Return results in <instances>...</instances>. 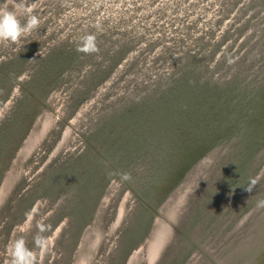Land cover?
I'll list each match as a JSON object with an SVG mask.
<instances>
[{
    "label": "rangeland",
    "instance_id": "rangeland-1",
    "mask_svg": "<svg viewBox=\"0 0 264 264\" xmlns=\"http://www.w3.org/2000/svg\"><path fill=\"white\" fill-rule=\"evenodd\" d=\"M29 3L0 40V264L18 238L36 264L162 239L154 264H264V0Z\"/></svg>",
    "mask_w": 264,
    "mask_h": 264
},
{
    "label": "clouds",
    "instance_id": "clouds-1",
    "mask_svg": "<svg viewBox=\"0 0 264 264\" xmlns=\"http://www.w3.org/2000/svg\"><path fill=\"white\" fill-rule=\"evenodd\" d=\"M22 9L24 12L31 11L29 0H4L0 5V40L17 41L25 33L35 30L39 27L40 21L36 15H29L26 23H22L18 17L17 10ZM97 43L96 37L92 34H86L81 37V46L78 51L93 53L96 52ZM32 61V60H31ZM127 175L124 179H129ZM257 181L251 180L246 187V191L251 193L256 187ZM260 206H264V200L259 202ZM35 248L46 250L48 240L45 236L37 234L33 238ZM11 260L10 264H36V252L33 248H29L27 241L24 238L14 240L10 246Z\"/></svg>",
    "mask_w": 264,
    "mask_h": 264
},
{
    "label": "water",
    "instance_id": "water-1",
    "mask_svg": "<svg viewBox=\"0 0 264 264\" xmlns=\"http://www.w3.org/2000/svg\"><path fill=\"white\" fill-rule=\"evenodd\" d=\"M44 132V129L41 131V133H43ZM29 145H32V143H29ZM33 146L34 145H32V147H31V149L30 150H32V148H33ZM161 214V213H160ZM174 219V218H173ZM156 221V220H155ZM156 226H157V224H155ZM170 229V231L172 230L171 228H169ZM169 231V232H170ZM172 233V232H171ZM170 233V234H171ZM153 234H154V232H153ZM152 238H153V235H152ZM262 239V238H261ZM163 241L161 242V245H160V247H159V249H158V251L156 252V254H155V257H156V259L159 257V255L161 254V252H162V249H164V243H165V239H162ZM262 242H263V247H264V238H263V240H262ZM243 243H244V241H243ZM262 244V243H261ZM260 244V245H261ZM247 248V247H246ZM254 246L252 247V249L254 250ZM247 254H246V252H243V258L246 256ZM154 257V258H155ZM261 257V255L259 256V258ZM259 258H255V259H249L248 261H247V263L246 264H251V262H252V260H256V259H259ZM156 259H153L151 262L150 261H148V258H147V264H154L155 263V260ZM135 261L136 260H133V258L131 259V261H130V263L131 264H134L135 263ZM256 262V261H255ZM258 262V261H257Z\"/></svg>",
    "mask_w": 264,
    "mask_h": 264
},
{
    "label": "bare ground",
    "instance_id": "bare-ground-1",
    "mask_svg": "<svg viewBox=\"0 0 264 264\" xmlns=\"http://www.w3.org/2000/svg\"><path fill=\"white\" fill-rule=\"evenodd\" d=\"M166 230H167V229H166ZM155 235H157V234H155ZM158 235H160V234H158ZM158 235H157V236H158ZM158 237H159V236H158ZM160 237H163V236L161 235ZM164 238H165V237H164ZM155 239H157V237H156ZM155 239H154V240H155ZM161 239H162V238H160V240H161ZM152 240H153V239H152ZM158 240H159V239H158ZM160 240H159V241H160ZM160 242H162V240H161ZM160 242H157V240H156L155 243H154V242L152 243V241L149 242V245H150V244H153V245H151L152 248H151V249L149 248L152 252H151L150 250L148 251V253L150 252V253L153 254V255L148 254V255H151V258H150V259H152V258L154 257V255L156 254V250H158V249H157V246H158L159 244L161 245ZM156 243H157V245H156ZM158 243H159V244H158ZM151 246H150V247H151ZM149 257H150V256H149ZM149 257H148V258H149ZM86 258H87V256H86ZM150 259H149V261H150ZM153 259H154V258H153ZM82 260H83V259H82ZM83 261H84V260H83ZM83 261H82V262H83ZM86 261H87V260H86ZM79 263H80V262H79ZM85 263H86V262H85Z\"/></svg>",
    "mask_w": 264,
    "mask_h": 264
}]
</instances>
